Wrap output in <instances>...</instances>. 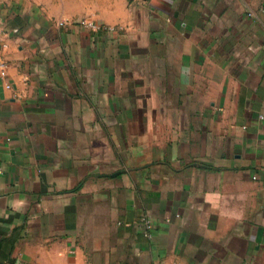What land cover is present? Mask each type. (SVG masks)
Returning <instances> with one entry per match:
<instances>
[{
  "label": "crops",
  "instance_id": "1",
  "mask_svg": "<svg viewBox=\"0 0 264 264\" xmlns=\"http://www.w3.org/2000/svg\"><path fill=\"white\" fill-rule=\"evenodd\" d=\"M7 2L0 264H264V0Z\"/></svg>",
  "mask_w": 264,
  "mask_h": 264
},
{
  "label": "built area",
  "instance_id": "2",
  "mask_svg": "<svg viewBox=\"0 0 264 264\" xmlns=\"http://www.w3.org/2000/svg\"><path fill=\"white\" fill-rule=\"evenodd\" d=\"M78 23H80L81 25L88 27V28H97L98 27V25L93 20H90L88 17H84V18L79 19ZM5 47H6V43L2 39V32L0 30V51L2 49H4ZM6 86H8V85H6ZM147 223H148V221H147Z\"/></svg>",
  "mask_w": 264,
  "mask_h": 264
},
{
  "label": "rangeland",
  "instance_id": "3",
  "mask_svg": "<svg viewBox=\"0 0 264 264\" xmlns=\"http://www.w3.org/2000/svg\"><path fill=\"white\" fill-rule=\"evenodd\" d=\"M9 1V0H8ZM17 5V4H16ZM15 3H8L7 0H0V11L1 9H4V8H7V7H11V9H16V6ZM43 5H48L47 2L46 3H43ZM90 20H93L92 18L88 17ZM95 22V20H93Z\"/></svg>",
  "mask_w": 264,
  "mask_h": 264
}]
</instances>
